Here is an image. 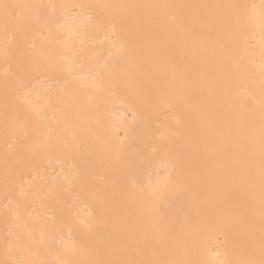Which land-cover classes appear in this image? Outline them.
I'll return each instance as SVG.
<instances>
[{
	"label": "bare ground",
	"instance_id": "obj_1",
	"mask_svg": "<svg viewBox=\"0 0 264 264\" xmlns=\"http://www.w3.org/2000/svg\"><path fill=\"white\" fill-rule=\"evenodd\" d=\"M264 0H0V264H261Z\"/></svg>",
	"mask_w": 264,
	"mask_h": 264
},
{
	"label": "snow or ice",
	"instance_id": "obj_2",
	"mask_svg": "<svg viewBox=\"0 0 264 264\" xmlns=\"http://www.w3.org/2000/svg\"><path fill=\"white\" fill-rule=\"evenodd\" d=\"M261 264H264V260L261 261Z\"/></svg>",
	"mask_w": 264,
	"mask_h": 264
}]
</instances>
